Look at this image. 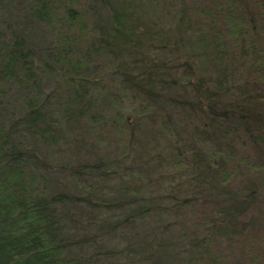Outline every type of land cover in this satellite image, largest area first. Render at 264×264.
<instances>
[{
	"label": "trees",
	"instance_id": "trees-1",
	"mask_svg": "<svg viewBox=\"0 0 264 264\" xmlns=\"http://www.w3.org/2000/svg\"><path fill=\"white\" fill-rule=\"evenodd\" d=\"M0 264H264V0H0Z\"/></svg>",
	"mask_w": 264,
	"mask_h": 264
},
{
	"label": "rangeland",
	"instance_id": "rangeland-1",
	"mask_svg": "<svg viewBox=\"0 0 264 264\" xmlns=\"http://www.w3.org/2000/svg\"><path fill=\"white\" fill-rule=\"evenodd\" d=\"M176 167L173 166L174 172H176ZM181 182V178H179V176L177 175V178L171 180V181H164V188L162 192L165 191H170V192H174L176 191V187H179V190H181V186L184 184H180ZM163 184V181H162ZM161 185H159V189L161 190ZM150 190H152V186L150 188ZM217 197H210L209 194H206L205 196H202L199 198V201L195 202V203H189L188 206H186L184 209H178L176 214H175V218L172 217H168V218H164L163 221L167 222V220L173 219L176 222V225L178 226L177 230H174V234L178 233L179 231L184 228H187V226L189 224H191L194 221H197V217L199 216H209V217H213L216 212L214 211L215 206L217 205ZM167 200V199H165ZM172 212V211H171ZM228 242L224 241L223 243H221L222 248L225 252L229 253L231 250L238 251L239 248V242L236 241L235 243H233V245H227Z\"/></svg>",
	"mask_w": 264,
	"mask_h": 264
}]
</instances>
